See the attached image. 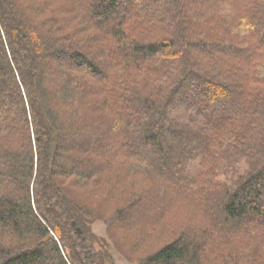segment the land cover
<instances>
[{
	"label": "trees",
	"instance_id": "1",
	"mask_svg": "<svg viewBox=\"0 0 264 264\" xmlns=\"http://www.w3.org/2000/svg\"><path fill=\"white\" fill-rule=\"evenodd\" d=\"M110 243L264 264V0H0V264Z\"/></svg>",
	"mask_w": 264,
	"mask_h": 264
},
{
	"label": "rangeland",
	"instance_id": "2",
	"mask_svg": "<svg viewBox=\"0 0 264 264\" xmlns=\"http://www.w3.org/2000/svg\"><path fill=\"white\" fill-rule=\"evenodd\" d=\"M92 229H93V232L95 234H97L98 236L100 237H104L106 239H108V236H107V231H106V228H105V225L100 222V221H97L95 222L93 225H92ZM158 240V237L157 236H152L151 238H149L146 242H145V245H144V253H147V252H151L153 249H155L158 245H160V242L157 241ZM110 242V240H108ZM110 246H111V251H112V254H113V257H114V261H115V264H136L134 262V260H129L128 258H126L123 254H121L113 245L112 243H110Z\"/></svg>",
	"mask_w": 264,
	"mask_h": 264
},
{
	"label": "water",
	"instance_id": "3",
	"mask_svg": "<svg viewBox=\"0 0 264 264\" xmlns=\"http://www.w3.org/2000/svg\"><path fill=\"white\" fill-rule=\"evenodd\" d=\"M78 232H79V233H81V231H80V230H78Z\"/></svg>",
	"mask_w": 264,
	"mask_h": 264
}]
</instances>
